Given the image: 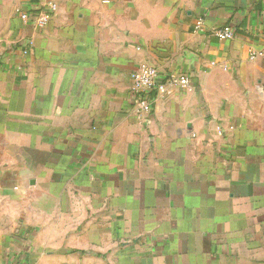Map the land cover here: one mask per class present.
Segmentation results:
<instances>
[{
  "label": "crops",
  "instance_id": "0c3cea01",
  "mask_svg": "<svg viewBox=\"0 0 264 264\" xmlns=\"http://www.w3.org/2000/svg\"><path fill=\"white\" fill-rule=\"evenodd\" d=\"M0 264H264V0H0Z\"/></svg>",
  "mask_w": 264,
  "mask_h": 264
},
{
  "label": "built area",
  "instance_id": "2783aa9c",
  "mask_svg": "<svg viewBox=\"0 0 264 264\" xmlns=\"http://www.w3.org/2000/svg\"><path fill=\"white\" fill-rule=\"evenodd\" d=\"M57 6L53 2L47 10L42 11L35 19V23L40 27H45L52 19ZM22 18L27 20L29 16L23 14ZM195 29L205 31V22L203 18H198L195 23ZM212 35L219 39H233L236 36L235 31L229 25L213 29ZM131 94L133 97L135 112L142 116L149 112L153 104V94L163 95L169 87L187 89L190 86V78L185 73L162 74L159 69L149 63H140L131 73Z\"/></svg>",
  "mask_w": 264,
  "mask_h": 264
}]
</instances>
